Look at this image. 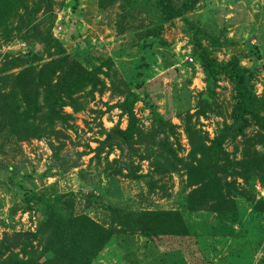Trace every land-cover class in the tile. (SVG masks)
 <instances>
[{
    "label": "rangeland",
    "instance_id": "374dc122",
    "mask_svg": "<svg viewBox=\"0 0 264 264\" xmlns=\"http://www.w3.org/2000/svg\"><path fill=\"white\" fill-rule=\"evenodd\" d=\"M182 1L173 0L177 7ZM156 3L133 0L127 7L118 2L100 9L98 0H57L51 35L85 69L110 59L128 89L138 95L134 113L139 127L149 131L153 113L175 125L170 142L177 155L185 159L189 146L182 119L189 114L191 124L209 146L222 127L231 124L234 96L229 82L220 78L214 98L208 95L211 104L202 114L206 84L193 53L191 28L199 31L201 45L218 62H226L233 55L240 57L241 66L252 72L253 91L263 95L264 0H201L183 18L170 21L162 18ZM149 32L155 36L149 38ZM222 37L228 46L216 44L215 40ZM30 49L41 53L39 45L28 48L19 39L0 44V67L4 55L12 57ZM117 103V97L108 92L96 96L83 112L73 116L74 130L68 132L69 139L55 155L44 140L0 139V242L4 235L33 233L47 214L43 204L62 197L72 206L73 214L86 215L102 226H107L113 216L180 211L190 229L185 237L161 236L155 240L117 234L91 264H264V208L255 209L257 201L264 203V185L259 179L252 177L258 189L236 180L254 202L247 197L233 198L230 214L189 212L187 198L193 188L185 173L152 175L150 162L140 160L142 154L126 145L123 152L105 149L94 156L104 132L116 125L126 128V117L111 108ZM256 132L250 127L243 138L227 141L223 149L229 158L241 160L247 140L264 156V146L253 142ZM122 161L132 166L136 178H129L125 170L118 173ZM32 194L38 200L30 202L29 213L24 197Z\"/></svg>",
    "mask_w": 264,
    "mask_h": 264
},
{
    "label": "trees",
    "instance_id": "16d2710c",
    "mask_svg": "<svg viewBox=\"0 0 264 264\" xmlns=\"http://www.w3.org/2000/svg\"><path fill=\"white\" fill-rule=\"evenodd\" d=\"M200 1L183 0L177 7L173 0H157L156 6L162 18L170 21L183 18ZM118 2L127 7L133 0H98V7ZM56 3L57 0H0V44L19 39L28 48L41 47V53L30 49L25 54L4 55L0 67L2 142L44 140L55 155L69 139L68 132L74 130L73 116L83 112L96 96L108 92L112 98L117 97L118 103L111 108H117L126 117V128L116 125L104 132V139L97 142L93 150L94 156L101 155L105 149L116 148L123 152L126 145L142 154L140 160L150 162L152 175L185 173L189 187L193 188L186 206L191 213L206 210L223 216L231 212L233 198H248L254 202V197L245 194L236 180L253 186L252 177H256L264 185L261 179L264 178L263 154L255 150L251 140L245 142L239 161L230 159L223 149L227 141L243 138L250 127L257 129L253 142L264 146V94L256 95L253 91L252 72L241 66L240 57L233 55L226 62H218L201 45L197 38L199 31L191 28L193 53L198 57L206 84L202 114L211 104L210 96H214L220 78L229 82L234 96L231 124L224 125L209 146L191 124L192 117L187 114L182 119L189 146L188 155L183 159L170 142L175 136V125L153 113L149 131L144 132L139 127L134 113L138 95L128 89L110 59L85 69L52 37ZM154 36L153 32L148 33L149 38ZM215 41L219 46L229 45L223 37ZM262 70L264 73V65ZM131 168L124 164L118 173L125 170L129 178H136ZM228 196L231 199L228 200ZM37 200L34 194L24 197L27 204L24 210L31 213L30 202ZM43 205L47 206V214L33 233L3 236L0 264H91L117 234H137L146 240H155L161 236L185 237L190 233L180 211H145L131 218L113 216L107 226H102L86 215L73 214L72 206L62 197ZM259 207L264 208L262 200L255 204L256 210H260Z\"/></svg>",
    "mask_w": 264,
    "mask_h": 264
},
{
    "label": "built area",
    "instance_id": "2783aa9c",
    "mask_svg": "<svg viewBox=\"0 0 264 264\" xmlns=\"http://www.w3.org/2000/svg\"><path fill=\"white\" fill-rule=\"evenodd\" d=\"M188 62L192 63L193 61H192L191 58H189V59H188ZM254 188L258 189V187H256V186H255ZM262 198H263V197H262Z\"/></svg>",
    "mask_w": 264,
    "mask_h": 264
},
{
    "label": "water",
    "instance_id": "95a60500",
    "mask_svg": "<svg viewBox=\"0 0 264 264\" xmlns=\"http://www.w3.org/2000/svg\"><path fill=\"white\" fill-rule=\"evenodd\" d=\"M122 142V141H121Z\"/></svg>",
    "mask_w": 264,
    "mask_h": 264
}]
</instances>
